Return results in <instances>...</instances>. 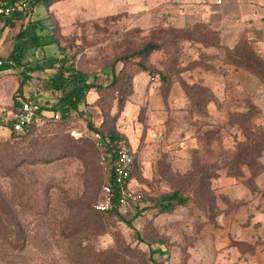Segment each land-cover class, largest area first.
<instances>
[{
	"label": "rangeland",
	"instance_id": "374dc122",
	"mask_svg": "<svg viewBox=\"0 0 264 264\" xmlns=\"http://www.w3.org/2000/svg\"><path fill=\"white\" fill-rule=\"evenodd\" d=\"M17 1L30 9L32 0ZM207 1L48 0L33 7L35 17L45 18L42 35L51 44L26 51L24 67L66 59L103 88L92 89L66 119L54 120L48 112L23 136L0 135V264H178V247L170 240L178 237L188 217L210 204V178L226 169L242 147L241 128L247 125L240 112L256 105L255 125L264 127V85L246 73L230 77L233 89L216 95L223 100L218 114L201 106L208 92L192 88L184 93L173 82L182 70L207 62L195 48H186L188 39L205 44L220 40L200 27V35L185 30ZM25 23L16 21L8 30L0 61ZM180 24L181 29L176 27ZM245 37L264 60V23L249 28ZM147 44L154 49L144 57L116 62ZM53 72L28 74L23 96L17 98L55 105L59 93L41 87ZM136 75L140 80L134 84ZM15 76L17 91L22 77L16 70ZM185 94L190 100L180 104ZM4 113V121L13 116ZM90 124L119 133L135 155L129 188L138 190L143 201L138 210L135 205L121 210L124 219L95 208L110 171ZM175 190L187 197L185 204L167 213L153 206Z\"/></svg>",
	"mask_w": 264,
	"mask_h": 264
},
{
	"label": "crops",
	"instance_id": "0c3cea01",
	"mask_svg": "<svg viewBox=\"0 0 264 264\" xmlns=\"http://www.w3.org/2000/svg\"><path fill=\"white\" fill-rule=\"evenodd\" d=\"M216 1L208 0L198 13H194L192 21L185 26V30L200 26L204 34L213 35L220 40H216L215 44H205L201 40H187L184 43L186 48H195L207 62L195 69L182 70L179 79L173 82L182 86L184 93L187 87L191 86L204 89L210 94V99L206 101L204 107L214 108L218 114L219 108L223 107V100L220 101L216 95L233 89L230 77L240 73L254 77L241 69L222 65L216 55H221L225 49L235 47L241 39L252 41L245 36L249 28L260 22L264 23V0H220V4ZM32 11L33 8L28 10L20 8L11 19L6 20L0 33V47L7 38L8 30L15 27L16 21L26 20L22 29L26 27L28 21H40L45 28V18L35 17ZM180 26L182 25L176 27L181 29ZM31 34L30 31L26 36ZM16 39L7 55L1 57L0 68L5 67L3 70L5 72L2 71L3 73L0 74V116L4 115V112L10 114L13 94L18 86L15 70L20 72V69L7 62ZM27 43L26 37L22 42V63L26 51L40 49L28 48ZM139 78L140 76L137 75L132 78L134 84L138 83ZM218 81H221L220 85ZM168 82H170L169 75L166 74V83ZM25 98L31 100L28 96ZM180 99L182 100L180 104L184 105L189 101L186 94ZM45 113L42 112V115ZM9 134L7 128L0 127V135ZM183 151L180 150L178 155L183 156L185 154L182 153ZM261 162L264 165V157ZM244 172L246 176L241 180L226 176L223 170H218L216 176L210 179V204L197 210L194 216L188 217L189 221L186 220V223L178 229V237L175 238L177 241L170 240L174 247H178V256L174 253L179 260L178 264H264V170L253 176L251 180H247L251 177L248 169L245 168Z\"/></svg>",
	"mask_w": 264,
	"mask_h": 264
},
{
	"label": "trees",
	"instance_id": "16d2710c",
	"mask_svg": "<svg viewBox=\"0 0 264 264\" xmlns=\"http://www.w3.org/2000/svg\"><path fill=\"white\" fill-rule=\"evenodd\" d=\"M15 1L17 0H9L10 3H13ZM47 1L48 0H32L30 1V9L39 4H45ZM16 15H18V13H16ZM197 27L200 26H195L190 31L196 33L197 35H200L201 31H198ZM44 30L45 28L43 27L42 22L28 21L26 27L19 31L13 50L9 54L7 59L8 63H12V66H17L20 69V75L22 77L19 87L12 98L13 106L11 112L13 116L10 117L8 121H4V117H0V127L7 128L11 137L23 136L26 133L28 127L34 121L45 116L44 114L41 115L40 113L37 117H34L27 125H25L20 132H16V117L19 114V109L21 107L22 102L27 99L23 97L19 100L16 95L22 94L23 96V86L30 80L28 74L34 71H42L45 69L54 70V72L49 77L41 81V87L43 88V90L46 91L58 92L59 98L55 105L49 107L48 105L44 104V106H41V110L42 112L46 113H58L60 118L62 119L68 118L72 111L76 112L79 106L85 102L88 93L92 89L99 90L103 88L99 84L97 85L90 82L89 75L77 70L74 65L68 63L66 59L50 58L48 60L50 61V65L46 67H24L21 55L23 50V40L27 37L28 48L44 49V47L49 46L51 44V41L47 40V38H44V36L42 35ZM30 31L32 32V34L26 36L27 33ZM251 46V41L241 39L235 47L231 49H225V51L221 55H216V58L218 61H221L222 65H230L235 67L236 69H241L252 75V77L256 78L264 85V60L262 59V57H260L257 53L253 51ZM152 49H154V46L151 44H147L141 50L135 53L118 58L116 62L126 63L129 60H134L138 57H144L145 55L149 54ZM160 77L162 78V80H165L164 75H160ZM116 80V77H114L111 82L112 86L117 83ZM192 88H194L195 91L206 92L204 89L195 86L187 87L186 91H192ZM206 101L201 105L202 107L205 106ZM256 110V107L252 105L250 106L249 111L240 112L243 119L246 121L244 124L247 125V128H241L242 140L240 141V143L241 145H243L238 151L234 153L233 162L229 163L226 169H220L223 170V173L226 176L234 177L237 180L245 178V168L248 169L249 174L251 175V177H249L247 180H251L253 176L257 175L259 172L264 170V165L261 162L262 158L264 157V127H259L255 125L254 119L256 115ZM88 128L89 130L93 131L92 134H99L102 137V152L107 157V163L110 171L118 149L122 146L127 147V143L124 137L116 131L104 132L99 128L93 127L91 124ZM109 181L115 188L111 174L109 177ZM141 201H143V197L141 198ZM186 202L187 197L182 196L178 190H175L172 193L164 194L160 198L156 199L153 206L159 207L161 211H166L167 213L170 212L175 205H182ZM138 204L135 205L136 210H138ZM120 211L121 210L117 206H113L106 212H112L118 215L121 219H124ZM126 223L130 225L131 222L130 220H126ZM151 259L153 260L152 257ZM154 264L157 263L154 262Z\"/></svg>",
	"mask_w": 264,
	"mask_h": 264
},
{
	"label": "built area",
	"instance_id": "2783aa9c",
	"mask_svg": "<svg viewBox=\"0 0 264 264\" xmlns=\"http://www.w3.org/2000/svg\"><path fill=\"white\" fill-rule=\"evenodd\" d=\"M20 8V1L10 3L9 0H0V33L6 20L11 18ZM8 64L12 65V63ZM0 65H2V61H0ZM40 113L42 114V110L38 104L29 99L24 100L19 109V114L16 117V132H20L25 125ZM52 118L58 120L60 116L58 113H53ZM91 137L97 149L102 152V137L99 134H92ZM102 154V162L108 167L107 157L103 152ZM134 165V153L128 147H120L110 169L115 188L110 181L102 187L99 199L95 203V208L98 211L106 212L113 206H117L120 210H126L128 207L140 202L142 197L141 193L138 190H132L129 188V182L132 177V167Z\"/></svg>",
	"mask_w": 264,
	"mask_h": 264
}]
</instances>
